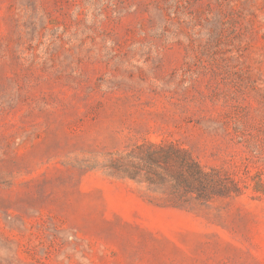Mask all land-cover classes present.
Listing matches in <instances>:
<instances>
[{"label": "rangeland", "instance_id": "obj_1", "mask_svg": "<svg viewBox=\"0 0 264 264\" xmlns=\"http://www.w3.org/2000/svg\"><path fill=\"white\" fill-rule=\"evenodd\" d=\"M0 264H264V0H0Z\"/></svg>", "mask_w": 264, "mask_h": 264}]
</instances>
